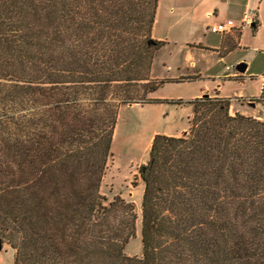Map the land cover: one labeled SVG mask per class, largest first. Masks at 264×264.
<instances>
[{
  "label": "trees",
  "instance_id": "obj_1",
  "mask_svg": "<svg viewBox=\"0 0 264 264\" xmlns=\"http://www.w3.org/2000/svg\"><path fill=\"white\" fill-rule=\"evenodd\" d=\"M160 0H0V240L14 264H264L262 118L191 101L157 134L135 205L101 191L118 112L152 104ZM254 28L256 23H254ZM179 104L181 102H178Z\"/></svg>",
  "mask_w": 264,
  "mask_h": 264
},
{
  "label": "rangeland",
  "instance_id": "obj_2",
  "mask_svg": "<svg viewBox=\"0 0 264 264\" xmlns=\"http://www.w3.org/2000/svg\"><path fill=\"white\" fill-rule=\"evenodd\" d=\"M154 27L152 37L163 46L154 56L151 78L165 82L151 97L155 103L131 104L118 112L112 157L100 191L109 201L120 197L135 205L138 214L136 237L128 241L125 252L129 257L138 258L143 256L141 208L144 192L138 169L149 161L154 136H181L187 132L194 114L191 101L206 95L227 97L230 116L242 114L243 110L248 113L245 117L251 113L254 117L263 116L262 106L250 101L260 96L264 84V50L257 48L254 41L250 46L233 49L222 59L214 51L199 50L200 44L212 42L218 36L212 34L211 25H205L202 9L194 0H160ZM238 35L239 32L228 39L235 43ZM193 44L197 47H191ZM240 64L248 68L239 72L236 68Z\"/></svg>",
  "mask_w": 264,
  "mask_h": 264
},
{
  "label": "crops",
  "instance_id": "obj_3",
  "mask_svg": "<svg viewBox=\"0 0 264 264\" xmlns=\"http://www.w3.org/2000/svg\"><path fill=\"white\" fill-rule=\"evenodd\" d=\"M194 2L200 5L206 26L216 25L226 20H234L235 26L240 28L234 30L231 34L215 35L212 33L215 37L218 36V38L212 42L207 41L204 45L200 44L198 46L199 50L219 53L222 56L221 59L225 54L232 52L237 47L250 46L251 41H254L258 45L257 48L264 50V0H194ZM245 15L254 18V23H256L255 28L254 26L251 28H241ZM237 32H239V35L236 37L234 43L230 39ZM191 47H197V44H193ZM196 76L199 77L201 74H197ZM262 78L264 81V76ZM241 113L248 115L244 110ZM249 115L254 116L253 113ZM2 247L4 251L0 250V264H14L15 251L10 247L3 246V244Z\"/></svg>",
  "mask_w": 264,
  "mask_h": 264
},
{
  "label": "built area",
  "instance_id": "obj_4",
  "mask_svg": "<svg viewBox=\"0 0 264 264\" xmlns=\"http://www.w3.org/2000/svg\"><path fill=\"white\" fill-rule=\"evenodd\" d=\"M254 21L255 20L254 18H252V16L249 17L248 15H245L244 20H242V23H241V28L245 26L252 27L254 25ZM236 29H240V28H237L234 22L230 20L220 22L216 25H212L211 27L212 33L216 35H225V34H228L229 32L231 33L232 31Z\"/></svg>",
  "mask_w": 264,
  "mask_h": 264
},
{
  "label": "water",
  "instance_id": "obj_5",
  "mask_svg": "<svg viewBox=\"0 0 264 264\" xmlns=\"http://www.w3.org/2000/svg\"><path fill=\"white\" fill-rule=\"evenodd\" d=\"M247 66L245 64H240L238 65V67L236 68L239 72H244L246 70ZM254 105V104H251ZM2 241L0 240V250H2Z\"/></svg>",
  "mask_w": 264,
  "mask_h": 264
}]
</instances>
